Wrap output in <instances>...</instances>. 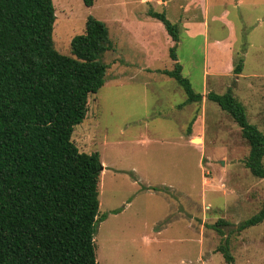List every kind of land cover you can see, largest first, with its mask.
Segmentation results:
<instances>
[{
	"label": "rangeland",
	"instance_id": "obj_1",
	"mask_svg": "<svg viewBox=\"0 0 264 264\" xmlns=\"http://www.w3.org/2000/svg\"><path fill=\"white\" fill-rule=\"evenodd\" d=\"M54 5V40L63 53L90 15L106 22L114 42L103 57L106 82L90 96L87 116L73 133L80 150L99 151L113 167L101 176L100 214L130 201L99 223V264H264V222L236 230L263 206L264 178L244 163L250 144L240 125L207 97L231 88L264 131V0ZM150 9L178 23L183 74L202 101L186 104L183 87L164 72L175 65L174 41ZM126 15L142 22L137 37L118 22ZM148 43L154 54L146 58ZM220 219L227 222L217 225ZM226 237L233 263L218 250Z\"/></svg>",
	"mask_w": 264,
	"mask_h": 264
},
{
	"label": "trees",
	"instance_id": "obj_2",
	"mask_svg": "<svg viewBox=\"0 0 264 264\" xmlns=\"http://www.w3.org/2000/svg\"><path fill=\"white\" fill-rule=\"evenodd\" d=\"M94 2L84 0L87 6ZM149 13L174 41L175 65L164 72L183 87L186 104L202 101L203 93L183 74L178 23L166 12ZM56 19L54 0H0V264H99L95 237L109 215L100 214L104 165L99 151L80 150L73 133L86 118L90 96L106 82L103 57L114 42L106 22L90 15L63 53L54 40ZM243 66L241 58L236 72ZM207 97L240 125L250 144L244 163L264 178V131L231 88ZM262 222L264 204L236 230ZM218 250L234 262L229 237Z\"/></svg>",
	"mask_w": 264,
	"mask_h": 264
},
{
	"label": "crops",
	"instance_id": "obj_3",
	"mask_svg": "<svg viewBox=\"0 0 264 264\" xmlns=\"http://www.w3.org/2000/svg\"><path fill=\"white\" fill-rule=\"evenodd\" d=\"M151 16V15H150ZM130 17L129 16H125L124 18H121V19H119V23L121 24V25H123V27H127V29L130 31V32H128L129 34H131L133 37H137V35H138V27H139V24H142V22H138V20L137 19H129ZM122 33H124V32H122ZM125 34V33H124ZM144 41H147V42H149V40H145V39H143ZM152 45V44H151ZM143 47V51H144V54H145V56H146V58H148V57H151V56H153V54H152V52L154 51V47L152 46L151 48H150V44L148 43V44H146V45H143L142 46ZM147 66H148V64H146ZM87 116V115H86ZM88 152H92V151H88ZM102 162H103V165H104V169H103V171H102V173L104 172V170H105V168L107 167V168H113V167H111V166H108L107 165V162L106 161H104L103 160V158H102ZM114 169H117V168H114ZM130 204V201H127L126 202V206H128ZM126 206L124 207V209L123 208H121V210L119 211V212H123L124 210H125V208H126ZM116 209V208H115ZM113 210V209H112ZM112 210H110V211H112ZM109 211V212H110ZM118 212V213H119Z\"/></svg>",
	"mask_w": 264,
	"mask_h": 264
}]
</instances>
